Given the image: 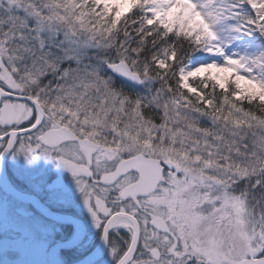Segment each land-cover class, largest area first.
<instances>
[{
	"label": "snow or ice",
	"instance_id": "1",
	"mask_svg": "<svg viewBox=\"0 0 264 264\" xmlns=\"http://www.w3.org/2000/svg\"><path fill=\"white\" fill-rule=\"evenodd\" d=\"M0 264H264V0H0Z\"/></svg>",
	"mask_w": 264,
	"mask_h": 264
}]
</instances>
